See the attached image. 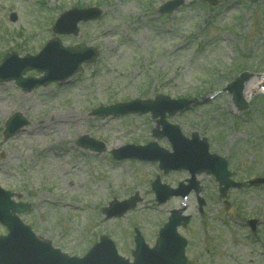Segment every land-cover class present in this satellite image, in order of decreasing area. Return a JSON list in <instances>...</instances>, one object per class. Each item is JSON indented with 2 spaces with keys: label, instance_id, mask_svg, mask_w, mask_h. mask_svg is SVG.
I'll use <instances>...</instances> for the list:
<instances>
[{
  "label": "rangeland",
  "instance_id": "obj_1",
  "mask_svg": "<svg viewBox=\"0 0 264 264\" xmlns=\"http://www.w3.org/2000/svg\"><path fill=\"white\" fill-rule=\"evenodd\" d=\"M164 1L0 0V58L13 50L20 56L38 52L55 36L54 19L76 4L105 10L98 20L80 23L78 35H58L66 46L99 49V59L82 75L30 92L13 81L0 83V187L17 194L16 201L29 202L22 219L69 254L82 255L106 234L122 256L131 258L133 228L152 245L169 210L184 204L182 213L192 215L179 229L189 241L188 264H264V187L230 189L227 199L235 210L226 215L216 182L204 175L198 177L206 201L202 215L192 192L185 200L156 205L150 189L156 165L111 155L124 144L151 140L153 121L133 113L88 116L95 107L157 92L173 99L210 97L243 69L257 74L251 82L264 76V0H219L213 7L185 0L174 13L161 16L156 8ZM12 11L15 21L9 19ZM254 97L258 100L249 112L235 114L223 92L167 120L185 136L196 131L205 137L210 152L228 158L233 179L246 183L264 177V95ZM13 113L29 124L5 139L2 127ZM84 134L103 141L105 151L79 147L76 141ZM159 176L173 187L189 177L186 172ZM134 192L141 198L136 210L109 219L99 213V205L112 197L126 199ZM248 218L259 220L254 233L245 225Z\"/></svg>",
  "mask_w": 264,
  "mask_h": 264
},
{
  "label": "water",
  "instance_id": "obj_2",
  "mask_svg": "<svg viewBox=\"0 0 264 264\" xmlns=\"http://www.w3.org/2000/svg\"><path fill=\"white\" fill-rule=\"evenodd\" d=\"M206 1H208L210 3H214V0H206ZM177 4H178V0L173 1L171 3H168L161 8V11L162 10L171 11L172 8L174 6H176ZM91 11L92 10L74 11V12H71L70 14L75 15L76 17L78 14L80 19L83 18L86 20L89 18H93L95 16V14ZM51 44L52 43L48 44L47 47L50 46ZM56 45H57V47H55V48H51V49H47V47L44 48L43 51H41V53L38 56H36L35 58L27 55L25 57V59H23V60L28 62V66L24 67L15 76L13 75V76L7 77V79H15L16 83L18 85H20L23 89H31L32 87H34L38 84L46 83L50 80L60 79L61 76L58 75V77H57L55 74L56 72H60L62 74L64 73L65 75L69 76V75L73 74L74 72L78 71L79 70V64L85 60L84 57H80V56L77 57L76 56L78 59H76L74 61V63L63 62V63H61L60 67L55 66L56 62H54L52 60L45 59L44 57L46 55H48L51 51H56L57 57H60L61 55H63V52L65 53L64 56H68V54L69 55H79V53L83 54L82 47L81 46L76 47L73 49L76 51L69 52L65 49H62V47H60L57 39H56ZM93 59H94V57H92V60ZM30 60H34L36 62L29 64V62H31ZM27 68H36L39 71L44 72V76L40 79H33V78L24 79L21 77V74H22L23 70L27 69ZM26 83H30V84L28 86H25ZM24 124H26V120L19 119L18 124L16 126L14 124H11L7 127V129L5 130V135L6 136L9 135L10 133L14 132L18 127H20ZM204 156H207L205 149H204ZM220 165H221L220 161L217 158H212V161L207 162V164L204 168H207V170L209 172L215 173L218 180L222 184H225V187L221 188V193L223 195L224 191L226 189V186H228L229 184L227 182H225V177H227V174L221 176L223 169H222V171L220 170V168H219ZM7 224L11 225V223H7ZM140 240H141L140 237L136 238V241L139 244L141 243ZM24 242H25V240H24ZM24 242H20L19 245L17 246V249H15V248H12L11 246H9L7 242L3 241V244H2V240H0V264H12L11 260H14V257H20L21 260L24 262H27V264H41V262L39 261V259L36 255L44 253L43 252V245L38 246V243L34 242L32 240V238H29V242L27 244H25ZM139 244L136 248L134 255H136V253L139 250V247H140ZM160 248L161 247L156 246L154 249H152V252H157ZM14 264H18V262H15Z\"/></svg>",
  "mask_w": 264,
  "mask_h": 264
},
{
  "label": "bare ground",
  "instance_id": "obj_3",
  "mask_svg": "<svg viewBox=\"0 0 264 264\" xmlns=\"http://www.w3.org/2000/svg\"><path fill=\"white\" fill-rule=\"evenodd\" d=\"M258 82H260V81H258ZM256 87H260V84L259 85H257L256 84ZM255 89V87H245V90H244V92H245V95H248L251 91H253Z\"/></svg>",
  "mask_w": 264,
  "mask_h": 264
}]
</instances>
